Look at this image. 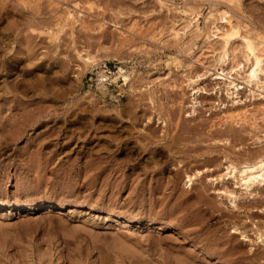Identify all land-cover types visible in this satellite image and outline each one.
Instances as JSON below:
<instances>
[{
  "label": "rangeland",
  "instance_id": "374dc122",
  "mask_svg": "<svg viewBox=\"0 0 264 264\" xmlns=\"http://www.w3.org/2000/svg\"><path fill=\"white\" fill-rule=\"evenodd\" d=\"M224 1L216 7L225 18L215 24L218 33L238 20L246 26L241 36L264 42V0ZM24 2L0 0V264H183L182 252L194 253L205 238L235 248L241 264H264V184L250 194L226 170L264 156V90L250 95L247 67L236 66L244 41L236 38L234 68L226 72L244 87L241 115L219 123L235 95L211 89L222 72L214 60L221 38L207 40L218 18L208 16L211 0ZM194 9H201L199 28L181 31L175 42L172 26L184 28ZM208 133L219 136L213 144L204 142ZM70 207L78 208L72 217ZM116 215L140 223L118 224ZM182 217L184 230L177 228Z\"/></svg>",
  "mask_w": 264,
  "mask_h": 264
},
{
  "label": "bare ground",
  "instance_id": "6f19581e",
  "mask_svg": "<svg viewBox=\"0 0 264 264\" xmlns=\"http://www.w3.org/2000/svg\"><path fill=\"white\" fill-rule=\"evenodd\" d=\"M22 1H24V0H22ZM28 1H30V0H28ZM74 1V0H73ZM84 1V0H83ZM88 1V0H87ZM166 1V0H165ZM165 1L164 0H158V2L159 3H165ZM208 1V0H207ZM228 1H230V0H228ZM228 1H224V2H228ZM233 1V0H232ZM232 1L231 2H228V4L229 3H232ZM234 1H236V2H238L239 0H234ZM109 2V1H108ZM113 2V1H112ZM156 2H157V0H156ZM157 2V3H158ZM11 3V2H10ZM20 3V2H19ZM24 3H27L26 2V0H25V2ZM128 3H129V1H128ZM131 3V2H130ZM222 3V0H211V3L210 4H212V5H210L211 7V9H210V13L208 14V16L209 17H213V15L216 13L217 15H218V18L215 20V22H214V24H213V26H212V28L210 29L211 31H210V33L208 34V33H206V36H207V34H208V37H207V40H208V42L209 43H211V38H213V37H219V38H221L220 40H219V42H221V47H220V49H219V52L218 53H216L215 54V57H214V60H215V62L217 63V66L218 65H220V68H219V70H222V72L221 73H219V72H217L216 74H215V80H216V82L214 83V86L211 88L212 90H216V94L218 95V93H220V91H221V93L223 92V91H225L226 93H227V95L228 96H233V95H235V98H234V100L232 101V105H231V107H228V109L226 110V116L224 117L223 116V118L221 119H219L220 120V122L217 120V122H219L220 124H225L226 125V123L227 122H231V123H236V117H239V115H241V113H240V106L238 105L239 103H241V101L242 100H238V98H239V94H240V91L241 90H243L244 89V87H242L241 85H239L238 83H236L235 81H234V79L232 78L233 76L231 75V70H233V68L234 67H230V64H231V62L234 60V59H232V61L230 60V58H231V56H233L234 55V51H235V49L233 48V40H235L236 38H240L241 37V39L244 41V49H245V52H246V54L243 56V61H240V60H238V62L236 63V66H239V65H241L242 63L243 64H245L244 66H246L247 67V70H245L244 69V76H243V80L245 81V83L247 84L246 85V87L247 88H249V92H250V95H252V96H254L255 97V95H254V93H255V91H254V89L255 88H257V89H263L264 90V48H262L263 47V45H264V42L263 41H258V42H255L252 38H251V36L249 35V34H245V35H243V36H241V31L243 30V28L245 29V27L243 26L244 25V22H243V24H242V22H240V21H238V20H236V22H230V24H229V27L226 29V30H222V33H218L219 31H220V28H218V27H216L215 26V24H217L220 20H224L225 18L223 17V12H221V10L220 9H218V8H216L217 7V5H220ZM77 4V3H76ZM113 4V3H112ZM115 4H116V2H115ZM122 4V3H121ZM239 4H240V1H239ZM3 5V4H2ZM9 5V4H8ZM56 5V4H55ZM57 5H59V4H57ZM56 5V6H57ZM126 5V4H125ZM165 4H163V6H164ZM196 5V4H195ZM194 5V6H195ZM199 5V4H198ZM198 5H196V6H198ZM222 5V4H221ZM231 5H233V3L231 4ZM39 6V5H38ZM52 6H53V4H52ZM69 6V5H68ZM118 7H120L119 5H117ZM123 5H121V7H122ZM160 6V5H159ZM191 6H193V5H191ZM235 6H236V4H235ZM235 6L233 7L234 8V10H238V7H237V9H235ZM7 7V6H6ZM31 7V6H30ZM42 7V6H41ZM124 7V6H123ZM123 7H122V9H123ZM129 7V6H128ZM127 6L126 7H124L125 8V10L127 11V9L126 8H128ZM162 7V6H161ZM8 8V7H7ZM23 8V7H22ZM28 8V7H27ZM52 8V7H51ZM58 8V7H57ZM189 8H190V6H189ZM189 8H188V10H189ZM193 8V7H192ZM240 8V7H239ZM54 9V11H55V8H53ZM68 9V8H67ZM67 9H65L64 11H66ZM122 9H120V11L118 10V12H122L121 10ZM131 9V8H130ZM176 9V8H175ZM241 9V8H240ZM4 10V9H3ZM18 10V9H17ZM28 10V9H27ZM57 10V9H56ZM116 10H117V7H116ZM170 10V9H169ZM184 10V9H183ZM199 10V9H198ZM198 10H193V11H190V12H192L191 14L188 12V14H190V16L189 17H187V20H185L184 22H185V25L183 26L184 28H181V29H178L177 27L176 28H174L173 29V27L174 26H172V39L174 38V39H176V41L175 42H177L179 39L181 40V31H183V30H185V29H187V28H190L191 29V27H193V28H195V29H198L199 28V24H198V20H199V16H200V10L198 11ZM2 11V10H1ZM53 11V12H54ZM64 11L62 12V13H64ZM124 11V10H123ZM129 11H132V9L131 10H129ZM176 11H178V10H176ZM239 11V10H238ZM238 11H236V12H238ZM47 12V11H46ZM49 12V11H48ZM67 12L68 11H66V14H67ZM72 12V11H71ZM185 12H186V10H185ZM23 13V12H22ZM59 13V12H58ZM60 13H61V11H60ZM77 13V12H76ZM123 13V12H122ZM126 14H124V16H126L128 13L127 12H125ZM24 14H26V13H24ZM54 14V13H53ZM57 13L55 12V16H58V15H56ZM66 14H64V15H66ZM72 14H73V12H72ZM72 14H67V18L68 19H71V15ZM238 14H240V13H238ZM242 14V13H241ZM50 15V14H49ZM60 15V14H59ZM118 14H117V11H116V16L114 17V18H120V16L118 17L117 16ZM120 15V14H119ZM76 16V15H75ZM78 16V15H77ZM76 16V17H77ZM99 16V15H98ZM121 16H123V15H121ZM240 16H243V15H240ZM36 17V16H35ZM73 17H74V15H73ZM72 17V19H74L75 20V18H73ZM104 17V16H103ZM236 17H237V15H236ZM243 17H245V16H243ZM248 17V16H247ZM53 18H55V17H53ZM61 18H63L62 16H61ZM60 18V16H59V20L61 19ZM67 18H65V19H67ZM78 18V17H77ZM116 18V19H117ZM239 18V17H238ZM249 19H250V17H248ZM81 19V18H80ZM79 19V20H80ZM184 19H186V17L184 18ZM208 19V18H207ZM237 19V18H236ZM241 19V18H240ZM243 19V18H242ZM246 19V18H245ZM244 19V20H245ZM57 20V19H56ZM78 19L76 20L77 22L79 21ZM118 20V19H117ZM34 22H35V20H33ZM53 21V20H52ZM58 21V20H57ZM68 21V20H67ZM70 21H73V20H70ZM75 21V22H76ZM114 21V20H113ZM251 21V20H250ZM19 22V21H18ZM41 22H42V20H41ZM56 22V21H55ZM54 22V23H55ZM66 22V21H65ZM74 22V21H73ZM28 23V22H27ZM52 23V22H51ZM105 23V22H104ZM131 23V22H130ZM21 24V23H20ZM56 24H57V22H56ZM64 24V23H63ZM69 24H71V23H69ZM114 24H116L115 23V21H114ZM118 24V23H117ZM29 25V24H28ZM48 25V24H47ZM49 25H51V24H49ZM54 25V24H53ZM65 25V24H64ZM138 25V24H137ZM173 25H175V24H173ZM182 25H183V23H182ZM17 26V25H16ZM58 26V25H57ZM56 26V27H57ZM63 26V25H62ZM73 26V25H72ZM135 26V25H134ZM60 26H58V28H59ZM75 27V25L73 26V27H71V28H74ZM84 27V26H83ZM42 28V27H41ZM51 29L53 28V26L52 27H50ZM64 28H66V27H64ZM47 29H49V28H47ZM55 29H57V28H55ZM61 29H63L62 27H61ZM88 29V28H87ZM36 30V29H35ZM44 30V29H43ZM54 30V29H53ZM60 30V28L58 29V30H55V32L56 31H59ZM65 30V29H64ZM72 30H74V29H71L70 31H72ZM248 30V29H247ZM251 30V29H250ZM41 31V30H40ZM46 31V30H45ZM49 31V30H48ZM62 31V30H61ZM132 31V30H131ZM141 31V30H140ZM170 31V32H171ZM249 31V30H248ZM252 31V30H251ZM50 32V31H49ZM255 32V31H254ZM30 33V32H29ZM43 33V32H42ZM51 33L53 34V32L51 31ZM51 33H49V34H51ZM62 32H60V34H61ZM143 33V32H142ZM241 33V34H240ZM17 34H18V32H17ZM48 34V33H47ZM56 34V33H55ZM59 34V35H60ZM151 34L152 33H150L149 34V36H147V37H149L150 38V36H151ZM258 34V33H257ZM35 35V34H34ZM57 35V34H56ZM72 35H74V33H72ZM148 35V34H147ZM153 35V34H152ZM155 35V34H154ZM153 35V36H154ZM157 35V34H156ZM38 36V35H37ZM157 36H159V35H157ZM156 36V37H157ZM171 36V35H170ZM40 37H41V35H40ZM51 36L49 35V38H50ZM57 37V36H56ZM127 37V36H126ZM130 37V36H129ZM166 37V36H165ZM164 37V38H165ZM169 37V36H168ZM260 37V36H259ZM258 37V38H259ZM38 38V37H37ZM54 38V40L53 41H55V40H57V39H59V37L57 38V39H55V37H53ZM124 38V37H123ZM143 38H145V37H143ZM149 38H147V39H149ZM151 38H153L152 36H151ZM150 38V39H151ZM159 38V37H158ZM160 38H163V36L162 37H160ZM159 38V39H160ZM257 38V37H256ZM1 39V38H0ZM27 39V38H26ZM131 39V38H130ZM146 39V38H145ZM158 39V40H159ZM171 39V40H172ZM127 40V39H126ZM134 40V39H133ZM152 40V39H151ZM154 40H157V39H154ZM160 41H162V40H160ZM160 41H159V43H160ZM164 41V40H163ZM162 41V42H163ZM165 41H167L166 39H165ZM169 41V40H168ZM51 42V41H50ZM129 42V41H128ZM155 42V41H154ZM161 42V43H162ZM179 42V41H178ZM0 43H1V41H0ZM31 43V42H30ZM55 43H56V41H55ZM134 43H135V41H134ZM158 43V42H157ZM136 44H137V42H136ZM176 44H178V43H176ZM192 44V43H191ZM59 45V44H58ZM131 45V44H130ZM160 45V44H159ZM186 46H187V49L188 48H191L192 46L189 44V46H188V43L187 44H185ZM12 46V45H11ZM132 46V45H131ZM260 46H262V47H260ZM38 47V46H37ZM56 47V46H55ZM70 47V46H69ZM130 47V46H129ZM8 48V47H7ZM166 48V47H165ZM186 48H184V50H182V52L183 51H188ZM74 50H76V49H74ZM153 50H154V48H153ZM25 52V51H24ZM153 52V51H152ZM8 53V52H7ZM12 53V52H11ZM151 53V52H150ZM6 54V53H5ZM13 54V53H12ZM24 56V55H23ZM189 56H190V54H189ZM192 57V56H191ZM85 59H89L90 60V58L88 57H86ZM15 61V60H14ZM13 61V62H14ZM192 61H193V59H192ZM228 61V65H227V67L226 68H223V66H222V63H224V62H227ZM91 62V61H90ZM85 63V62H84ZM230 67V68H229ZM10 68V67H9ZM229 70L230 72H226V70ZM121 71H122V69H121ZM122 72H120L119 74H121ZM101 74V78L103 79L104 77H106L107 75H104V73L102 72V73H100ZM122 76V75H121ZM124 76V75H123ZM189 76H191V75H189ZM232 76V77H231ZM125 77V80H126V78H127V76H124ZM199 77V76H198ZM197 77V78H198ZM104 79H106V78H104ZM128 79V78H127ZM107 80V79H106ZM219 80H223V82H221V83H223V85H221V83L219 82ZM189 81H190V83H192V82H195L196 81V79H194V78H192V76L189 78ZM150 82H151V80H150ZM133 87V86H132ZM135 88V87H134ZM140 88V87H139ZM140 90V89H139ZM231 90H233V91H231ZM149 91V90H148ZM147 91V92H148ZM149 93V92H148ZM153 94V93H152ZM143 96H145L144 94H143ZM148 96V95H147ZM149 97V96H148ZM147 98V97H146ZM152 98H153V96H152ZM145 99V98H144ZM152 100V99H151ZM152 101H154V100H152ZM151 102V101H150ZM10 103V102H9ZM219 103L221 104V105H224V104H226V102L224 101V100H222V99H219ZM5 104V103H4ZM151 104V103H150ZM132 105V104H131ZM3 106V105H2ZM12 106V105H11ZM130 107V106H129ZM214 107V106H213ZM149 108H150V106H149ZM136 109V108H135ZM159 109V108H158ZM259 109V108H258ZM1 110V109H0ZM137 110V109H136ZM237 111H239L238 113H237ZM262 112H264V108L261 110ZM163 112V111H162ZM96 113V112H95ZM135 113H136V111H135ZM145 113V112H144ZM154 113V112H153ZM25 114V113H24ZM121 114V113H120ZM162 114V113H161ZM136 115V114H135ZM153 115V114H152ZM170 115V114H169ZM172 115V114H171ZM24 116H26V115H24ZM96 116V115H95ZM125 116V115H124ZM151 116V115H150ZM155 116V115H154ZM137 117V116H136ZM147 117V116H146ZM167 117V116H166ZM108 118V117H107ZM151 118H152V116H151ZM110 119V118H109ZM108 119V120H109ZM119 119V118H118ZM115 121V120H114ZM113 121V122H114ZM106 122V121H105ZM213 122V121H212ZM215 122V121H214ZM219 123H217V124H215V126L216 125H218ZM211 124H214V123H209V125L208 124H206V125H208V127L211 125ZM228 124V123H227ZM224 125V126H225ZM232 124H230V126H231ZM212 126V125H211ZM215 126H214V128L212 127V128H210V129H215ZM220 126L221 125H219V127L218 128H216V129H219L220 130ZM226 126H228V125H226ZM217 127V126H216ZM228 128H231V127H228ZM227 128V129H228ZM215 129V130H216ZM224 129V128H223ZM233 129H234V126H233ZM232 128L229 130V134H232V136H238V131L236 130H233ZM200 130V129H199ZM215 130H213V131H215ZM213 131H211L210 133H212ZM217 131V130H216ZM225 131H226V129H225ZM155 132V131H154ZM193 132V131H192ZM129 133V132H128ZM167 134H168V132H166ZM179 133V132H178ZM187 133V132H186ZM202 133V132H201ZM200 133V134H201ZM218 133V132H217ZM219 133H221V132H219ZM218 133V134H219ZM224 133V132H223ZM222 133V134H223ZM226 133H228V132H226ZM225 133V134H226ZM236 133V134H235ZM159 134V133H158ZM194 134V133H193ZM196 134V133H195ZM203 134H206V133H203ZM218 134H216V135H218ZM225 134H223V136H225ZM177 135V134H176ZM189 135V134H188ZM187 135V136H188ZM197 135V134H196ZM208 136H209V133L207 134ZM216 135L214 134V137L211 135V136H209L207 139H205L204 140V142H207V141H211L212 142V140L213 139H215V138H218V137H216ZM227 136H228V134H226ZM140 136V135H139ZM183 136V135H182ZM201 136V135H200ZM206 136V135H205ZM226 136V137H227ZM231 136V137H232ZM160 137V136H159ZM173 137V136H172ZM180 137V136H179ZM221 137V136H220ZM240 137V136H239ZM151 138V137H150ZM162 138V137H161ZM175 138V137H174ZM181 138V137H180ZM183 138H185V137H183ZM202 138V137H201ZM225 138V137H224ZM192 139V138H191ZM197 139V138H196ZM225 139H228V141L229 142H231L232 140H230L229 138H225ZM234 139H235V141L238 139V138H233V142H234ZM178 140H179V138H178ZM184 140V139H183ZM186 140V139H185ZM187 140H189V139H187ZM216 140V139H215ZM223 140V139H222ZM221 140V141H222ZM261 140V139H260ZM166 141H167V139H166ZM190 141V140H189ZM189 141H188V143H189ZM219 141H220V139H219ZM218 141V142H219ZM225 141V140H224ZM228 141H227V143H228ZM150 142V141H149ZM176 142V141H175ZM192 142V141H191ZM199 142H201V141H199ZM217 142V143H218ZM226 142V141H225ZM232 142V143H233ZM146 143V142H145ZM215 143H216V141H215ZM220 143H222V142H220ZM231 143V144H232ZM236 143V142H235ZM148 144V143H147ZM173 144V143H172ZM212 144H213V142H212ZM139 145V144H138ZM209 145V144H208ZM234 145V144H233ZM147 146V145H146ZM196 146V145H195ZM210 148L212 147L211 146V143H210ZM208 146V147H209ZM217 146H218V144H217ZM220 146V145H219ZM225 146H226V144H225ZM234 146H236V145H234ZM145 147V146H144ZM198 147H199V145H198ZM205 147V146H204ZM215 148H216V146H214ZM213 147V149H211V152H212V154H213V152L215 153V148ZM227 147V146H226ZM226 147H224V149H226ZM147 148V147H146ZM185 148V147H184ZM229 148V147H228ZM236 148V147H235ZM234 148V149H235ZM263 148V147H262ZM261 148V149H262ZM192 149V148H191ZM217 149V148H216ZM223 149V148H222ZM230 149V148H229ZM234 149H232L233 151H234ZM261 149H260V151H261ZM170 150V149H169ZM199 150V149H198ZM210 150V149H209ZM219 150H220V148H219ZM226 150H228V149H226ZM225 150V151H226ZM264 150V149H263ZM145 151V150H144ZM208 151V150H207ZM224 151V150H223ZM230 151V150H229ZM228 151V152H229ZM149 152V151H148ZM184 152H186V151H184ZM191 152V151H190ZM217 152V151H216ZM248 152H250V151H248ZM247 152V153H248ZM253 152V151H252ZM255 152V151H254ZM264 152V151H263ZM263 152H259V153H263ZM168 153V152H167ZM166 153V154H167ZM196 153V152H195ZM209 152H207V154H208ZM218 153V152H217ZM222 153V152H221ZM224 154L226 153V152H223ZM234 154V153H236L235 151L234 152H231V154ZM258 153V152H257ZM258 153V154H259ZM161 154H163V153H161ZM169 154V153H168ZM173 154V153H172ZM176 154V153H175ZM212 154H210L211 156H212ZM229 154H230V152H229ZM249 154V153H248ZM250 154H252L251 152H250ZM199 155V154H198ZM209 155V156H210ZM216 155V154H215ZM217 155H220V153L219 154H217ZM226 155H227V153H226ZM225 155V156H226ZM238 155V154H237ZM237 155H233V156H237ZM240 155V154H239ZM254 155V154H253ZM252 155V156H253ZM263 154H261V155H256L255 154V159L254 160H252L251 162H242L243 161V159L242 158H240V156H239V160H241L242 159V163H240L239 164V162H238V165H235L234 163H229L230 165L228 166V164H227V169L226 170H228V174L230 173V174H239L240 175V182H241V185L244 187V189L246 190V191H249V190H251L249 193L250 194H254V191H255V189H254V187L256 186V185H260V184H264V156H262ZM177 157H178V155H176ZM189 156V155H188ZM200 156V155H199ZM222 156V155H221ZM221 156H219V158L221 157ZM230 156V155H229ZM229 156H227V157H229ZM247 156V155H246ZM245 155L243 156L244 158L246 157ZM172 157V156H171ZM181 157H182V155H181ZM197 157V156H196ZM212 157H214V156H212ZM217 157V156H216ZM227 157H226V159H227ZM250 157V156H249ZM218 158V157H217ZM222 158H224V156L222 157ZM222 158H220V159H222ZM230 158H231V156H230ZM252 157H250V159H251ZM254 158V157H253ZM172 159V158H171ZM188 159V158H187ZM198 159V158H197ZM208 159V158H207ZM214 159V158H213ZM216 159V158H215ZM238 158H235L234 160L236 161ZM247 159V158H246ZM249 159V158H248ZM247 159V160H248ZM249 159V160H250ZM102 160V159H101ZM189 160V159H188ZM210 159H208V161H209ZM229 160V159H228ZM246 160V161H247ZM172 161V160H171ZM212 161V160H211ZM229 161H231V160H229ZM234 161V162H235ZM238 161V160H237ZM236 161V162H237ZM245 161V160H244ZM179 162V161H178ZM183 162V161H182ZM187 162V161H186ZM193 162V161H192ZM215 165L217 164V161L215 160ZM98 163H99V161H98ZM97 163V164H98ZM212 163H214L213 161H212ZM212 163H209V165L210 164H212ZM218 163H219V161H218ZM237 164V163H236ZM213 165V164H212ZM89 168V167H88ZM155 168V167H154ZM148 170V169H147ZM227 174V175H228ZM226 175V174H225ZM113 176V175H112ZM123 177V176H122ZM92 179V178H91ZM97 179V178H96ZM86 181V180H85ZM91 181V180H90ZM108 181H109V179H108ZM122 181V180H121ZM87 183V182H86ZM95 184V183H94ZM100 184V183H99ZM122 184H123V182H122ZM107 186V185H106ZM113 186V185H112ZM156 186V185H155ZM104 187V186H103ZM135 188V187H134ZM257 191H258V189H257ZM256 193V192H255ZM171 194V193H170ZM259 194H260V192H259ZM257 195V194H256ZM169 196V195H168ZM171 196V195H170ZM178 199V198H177ZM159 202H160V200H159ZM162 202V201H161ZM165 204V203H164ZM16 205V204H15ZM158 205V204H157ZM32 206H34V205H32ZM32 206H30V205H26V206H23V207H21V209H26V208H31ZM45 205H44V203H42V204H40V205H36V207H39V208H42V207H44ZM167 206V205H166ZM53 207H55L56 209H57V205L56 206H53ZM152 207V206H151ZM34 208V207H33ZM46 208V207H45ZM76 213H78V208L77 207H70L69 209H68V214L69 215H71V217H72V215L73 214H76ZM174 213V212H173ZM80 214V213H79ZM108 214V213H107ZM113 216V215H112ZM177 217V216H176ZM179 217V216H178ZM152 218V217H151ZM183 218V217H182ZM113 222H115V223H118V224H120V223H124V225L125 226H129V225H133L134 223L135 224H139L140 223V221L138 222V221H134V220H132L131 218H126V217H124V216H122L121 217V215L120 216H114L113 218ZM148 220V219H147ZM185 221H186V219H185V217L182 219V220H180V224L178 225L179 227H177L178 229L180 228L181 230H184L185 228H187L188 227V223H185ZM150 221L148 220L147 221V223H149ZM169 222V221H168ZM167 222V223H168ZM234 222V221H233ZM235 223H236V220H235ZM174 224V223H173ZM168 226H171L170 224L169 225H165L164 226V228H167ZM233 226H235V225H233ZM139 227V226H138ZM172 227H173V225H172ZM175 227V226H174ZM173 227V228H174ZM236 227V226H235ZM163 228V227H162ZM169 229V228H168ZM175 229V228H174ZM190 232H192V231H186V233H190ZM263 232V231H262ZM259 233H261V232H259ZM258 233V234H259ZM264 233V232H263ZM262 233V234H263ZM203 235V234H202ZM209 235V234H208ZM191 236H192V234H191ZM211 236V235H210ZM264 236V235H263ZM262 235L260 236V240H262L263 241V239H264V237H263ZM212 237V236H211ZM202 238V237H201ZM204 238H205V236H204ZM262 238V239H261ZM186 239V238H185ZM198 239V238H197ZM208 239H210V238H205L204 240H201L202 242H201V244H199L198 243V245H195V246H198V249H196L195 251H194V253L193 252H189V253H187V252H182V254H183V256H184V258L182 259L183 261H181V262H183V264H198V261L200 262L201 260H203L204 258H206L207 257V259L209 260V259H214L215 260V262H214V264H239L240 262H238L239 261V259H238V261H236V255L239 253V252H237V254H235V248H232V246H231V248L230 247H228L227 245V243L226 244H224V246H222L221 244H220V242H219V244H217V239L215 240V241H213V242H211V241H209ZM221 240H223V239H221ZM228 240L229 239H227V241L226 242H228ZM230 240H231V242H232V239L230 238ZM186 241V240H185ZM198 241V240H197ZM128 242H130V241H128ZM194 242V241H193ZM222 242V241H221ZM228 243H230V242H228ZM263 243H264V241H263ZM236 244V243H235ZM234 244V245H235ZM230 245V244H229ZM236 247V246H235ZM195 248V247H194ZM125 249V248H124ZM178 249V248H177ZM234 250V251H233ZM238 250V249H237ZM193 251V250H192ZM264 251V250H263ZM134 253V252H133ZM196 253V254H195ZM118 255V254H117ZM258 256H259V254H258ZM263 256H264V252H263ZM117 257V256H116ZM139 257V256H138ZM259 257H261V256H259ZM258 258V257H257ZM112 259V258H111ZM145 259V258H144ZM261 260V259H260ZM98 262V261H97ZM203 262V261H202ZM208 262H211V261H208ZM244 262V261H243ZM264 262V261H263ZM262 262V263H263ZM176 263V262H175ZM137 264V263H136ZM203 264H204V262H203ZM206 264V263H205ZM209 264V263H208ZM241 264V263H240ZM249 264V263H248Z\"/></svg>",
  "mask_w": 264,
  "mask_h": 264
}]
</instances>
